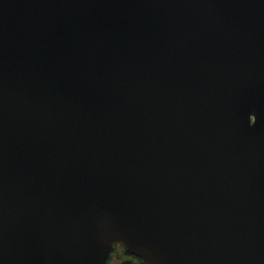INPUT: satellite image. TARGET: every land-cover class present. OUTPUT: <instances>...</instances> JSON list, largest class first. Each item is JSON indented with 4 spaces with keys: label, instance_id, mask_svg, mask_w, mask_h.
Returning <instances> with one entry per match:
<instances>
[{
    "label": "water",
    "instance_id": "95a60500",
    "mask_svg": "<svg viewBox=\"0 0 264 264\" xmlns=\"http://www.w3.org/2000/svg\"><path fill=\"white\" fill-rule=\"evenodd\" d=\"M264 264V0H0V264Z\"/></svg>",
    "mask_w": 264,
    "mask_h": 264
},
{
    "label": "flooded vegetation",
    "instance_id": "af4514ba",
    "mask_svg": "<svg viewBox=\"0 0 264 264\" xmlns=\"http://www.w3.org/2000/svg\"><path fill=\"white\" fill-rule=\"evenodd\" d=\"M113 248L114 252L109 264H144L139 257L130 254L122 245L114 244Z\"/></svg>",
    "mask_w": 264,
    "mask_h": 264
}]
</instances>
